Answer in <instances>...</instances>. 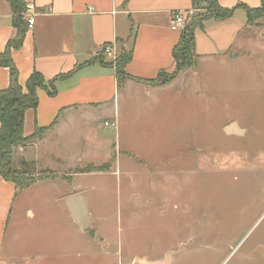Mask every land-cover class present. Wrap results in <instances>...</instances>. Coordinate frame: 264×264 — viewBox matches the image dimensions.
<instances>
[{"label": "rangeland", "instance_id": "374dc122", "mask_svg": "<svg viewBox=\"0 0 264 264\" xmlns=\"http://www.w3.org/2000/svg\"><path fill=\"white\" fill-rule=\"evenodd\" d=\"M248 27L250 41L246 30L241 33L248 51L232 63H199L194 75L183 78L177 106L138 112L146 113L139 118L145 127L138 122L131 135L121 113L119 145H132L142 162L124 164L121 172L111 167L112 156L93 164L105 158L106 142H114L115 130L103 126L102 114L87 116L96 118L97 137L83 133V142L64 141L60 149L68 155L83 152L92 162L83 161V170L75 172L107 166L71 183L89 188L77 190L88 193L87 251L57 203L58 191L71 188L36 185L15 199L14 211L30 208L35 219L22 221L25 233H19L12 252L36 249L40 264H264V16ZM99 53L93 59L100 60ZM233 122L244 136L223 133ZM50 161H40L38 174L74 176ZM11 226L16 228L14 220Z\"/></svg>", "mask_w": 264, "mask_h": 264}, {"label": "crops", "instance_id": "0c3cea01", "mask_svg": "<svg viewBox=\"0 0 264 264\" xmlns=\"http://www.w3.org/2000/svg\"><path fill=\"white\" fill-rule=\"evenodd\" d=\"M22 1L25 4L31 3L35 7L32 28L27 30L21 48L12 52V60L18 72V82L22 87L33 71L40 73L45 80H51L89 61L103 46H110L112 49L113 58L106 57L108 62L114 60L121 51L131 52L130 62L124 69L125 74L130 77L152 81L160 73L172 74L175 68L172 52L180 33L170 29L171 16L175 12L192 9V0ZM217 3L225 10L234 9L238 5L258 9L261 0H217ZM248 28L246 13L242 8L235 9L233 16L227 20L207 21L203 29L196 30L194 34L197 65L181 73L168 85L151 86L126 80L119 88L114 69L94 63L83 67L66 82L56 84L57 95L53 98L47 96L44 91L38 90L36 109H29L24 114V136H30L36 128L49 127L55 118L57 122L33 144L19 149L18 155L26 162H33L36 171L41 167L40 161L47 159L48 163H51V159L66 168H63L64 171L74 173V176L63 179L59 178L62 175L56 177L55 174L54 177L37 181L23 193L36 185H52L57 191L70 189L76 177L91 175L75 172L77 169L83 170V161L92 163L83 159V152L79 155L76 152L68 155L65 148L60 149L64 146V141L70 139L83 142V133L97 137L96 118L87 120V116L91 114H102L103 123L105 121L116 123L113 144L106 142L105 158L93 164L100 165L112 156L111 167L121 172L124 164L136 165V160L142 162L141 157L134 154L136 150L132 145L127 147L119 145L123 135L121 113L125 111L124 115L128 117L127 131L131 135L137 123L141 124V115L146 114L138 112L153 108L158 110L170 105L177 106L182 99L180 96L186 77L195 74L199 63L215 61L232 63L242 57L243 51H248L246 41L251 40ZM243 30L247 31V39L241 35ZM14 35L15 29L12 26L9 6L5 0H0V52ZM8 78V70L0 67V91L7 88ZM141 126L145 127L142 124ZM162 137L163 135L160 134L156 140L160 141ZM49 144L53 149L51 148L50 155L45 156L44 152L47 151L45 149ZM128 153H130L129 157L122 158ZM137 166H141L143 170L148 167L143 163H138ZM82 188L76 186L71 188L70 192L58 191L57 203H60L61 212L65 213L68 222L78 234L83 236V249L87 251L85 248L90 246L89 238L80 232L64 205L65 200L75 196H81L88 205L86 199L88 193L85 197L77 190L88 191L89 188ZM18 194L12 183L0 178V264H40V256L35 254V247H33L35 251L29 254L18 255L12 252L19 242L17 238L19 233H25L22 231L24 227L22 221L35 219V214L30 208L25 209L22 214L21 211L17 212L18 207L16 212L14 211V202ZM40 202L49 201L40 200ZM12 220L16 228L11 226ZM30 233L39 232L31 230ZM77 233L73 234L76 236Z\"/></svg>", "mask_w": 264, "mask_h": 264}, {"label": "trees", "instance_id": "16d2710c", "mask_svg": "<svg viewBox=\"0 0 264 264\" xmlns=\"http://www.w3.org/2000/svg\"><path fill=\"white\" fill-rule=\"evenodd\" d=\"M9 6L12 16V26L15 29L14 37L7 42L5 48L0 52V67L6 68L9 73L8 86L0 91V178L14 185L15 191L21 193L37 181H42L54 175L41 173L37 174L33 162L24 161L18 150L30 146L49 129H52L57 122V118L47 128H36L34 132L25 137L23 134L24 114L27 110H35L38 105L37 91H44L47 96L53 98L57 95L56 84L66 82L77 74L83 67L98 63L105 67L114 69L115 77L120 88L126 80H133L151 86L168 85L172 83L181 73L193 69L197 65L198 56L195 53V31L203 29L207 21H224L233 16L234 10L242 8L246 13V24L264 16V0H261L258 9H249L243 5H238L234 9H222L217 0H192V9L195 15L188 21L180 32L177 44L175 45L172 58L174 61V71L164 80L165 73H160L155 80L143 81L125 74L124 69L130 62L131 52L121 51L115 57L113 63H104V47L100 50V60L90 59L81 65L76 66L71 72L59 74L51 80H45L43 76L33 71L24 86L18 82V72L12 60V52L21 48L26 32L27 23L23 17L25 3L22 0H5ZM107 166L90 167L85 172L79 174L104 172ZM77 174V173H76Z\"/></svg>", "mask_w": 264, "mask_h": 264}, {"label": "water", "instance_id": "95a60500", "mask_svg": "<svg viewBox=\"0 0 264 264\" xmlns=\"http://www.w3.org/2000/svg\"><path fill=\"white\" fill-rule=\"evenodd\" d=\"M223 133L226 136L242 137L245 134V130L240 129L238 124L233 122L223 128ZM64 205L71 220L78 227L80 232L89 237L91 216L84 199L81 196H75L65 200Z\"/></svg>", "mask_w": 264, "mask_h": 264}, {"label": "built area", "instance_id": "2783aa9c", "mask_svg": "<svg viewBox=\"0 0 264 264\" xmlns=\"http://www.w3.org/2000/svg\"><path fill=\"white\" fill-rule=\"evenodd\" d=\"M195 13L196 11L194 9L173 13L170 20V29L172 31L180 33L183 30L184 26L188 23V21L195 15ZM23 17L27 23V29H31L34 24V18H35V7L33 4L28 3L25 5V11L23 13ZM103 51L106 57L113 58L112 49L110 46H105ZM103 126L107 129H115L116 123L105 121L103 123Z\"/></svg>", "mask_w": 264, "mask_h": 264}]
</instances>
